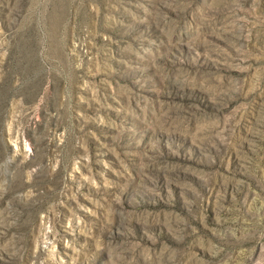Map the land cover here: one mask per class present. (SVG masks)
I'll return each instance as SVG.
<instances>
[{
  "label": "rangeland",
  "instance_id": "obj_1",
  "mask_svg": "<svg viewBox=\"0 0 264 264\" xmlns=\"http://www.w3.org/2000/svg\"><path fill=\"white\" fill-rule=\"evenodd\" d=\"M0 264H264V0H0Z\"/></svg>",
  "mask_w": 264,
  "mask_h": 264
}]
</instances>
